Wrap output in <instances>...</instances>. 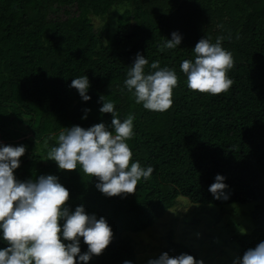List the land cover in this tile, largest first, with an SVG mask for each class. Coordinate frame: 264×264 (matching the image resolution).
<instances>
[{
	"label": "trees",
	"instance_id": "trees-1",
	"mask_svg": "<svg viewBox=\"0 0 264 264\" xmlns=\"http://www.w3.org/2000/svg\"><path fill=\"white\" fill-rule=\"evenodd\" d=\"M97 20L109 21L104 33ZM173 31L181 44L162 49ZM206 35L213 41L225 37L222 46L233 57L227 73L233 83L215 95L189 89L179 67ZM137 52L149 64L158 60L176 72L169 109H144L124 88ZM84 74L87 101L69 87ZM102 95L115 102L121 118L134 115L127 141L132 159L153 166L133 193L106 196L95 177L59 169L51 159L45 165L43 154L34 151L35 141L55 144L53 136L64 127L110 125L111 113L99 111ZM0 144L25 146L13 170L16 179L55 175L69 190L70 210L83 205L106 218L113 238L86 264H138L136 247L124 234L143 232L173 210V223L181 225L179 199L192 210L253 203V229L236 243L243 255L264 240V0H0ZM217 173L225 177L228 199H214L208 191ZM173 236L161 253L196 258ZM80 249L87 250L82 238Z\"/></svg>",
	"mask_w": 264,
	"mask_h": 264
},
{
	"label": "clouds",
	"instance_id": "clouds-1",
	"mask_svg": "<svg viewBox=\"0 0 264 264\" xmlns=\"http://www.w3.org/2000/svg\"><path fill=\"white\" fill-rule=\"evenodd\" d=\"M229 34V38H230ZM181 35L171 33L160 47L174 49L181 44ZM223 36L200 38L192 48L191 59H182L180 70L186 75L187 87L212 95L227 91L233 81L227 75L233 66L232 52L222 46ZM236 39H239L237 33ZM149 71H145V66ZM177 74L167 65L159 66L158 60L150 64L140 52L135 54L128 67L123 86L130 92L135 103L144 109L165 111L172 104V91L177 85ZM87 75L75 76L69 85L74 87L82 100L88 95ZM99 111L111 113L110 125L96 123L84 128L79 125L64 127L55 134L56 143L48 147L46 156L54 160L59 169H78L83 176L96 178L95 187L106 196L133 193L138 181L147 180L153 166H141L132 159V150L127 141L132 137L134 115L124 118L117 115L115 102L105 99ZM88 110H85V113ZM47 144V140L45 141ZM25 153L24 145L0 144V240L7 246L0 247V264H80L99 255L113 238L111 226L104 216L85 211L83 205L70 210L66 203L69 190L52 174L21 181L13 170ZM131 161V162H130ZM219 173L208 191L214 199H228ZM81 238L87 250L81 252ZM123 264H133L130 260ZM146 264H203L191 254L170 256L167 252L149 258ZM233 264H264V240L248 248Z\"/></svg>",
	"mask_w": 264,
	"mask_h": 264
},
{
	"label": "rangeland",
	"instance_id": "rangeland-1",
	"mask_svg": "<svg viewBox=\"0 0 264 264\" xmlns=\"http://www.w3.org/2000/svg\"><path fill=\"white\" fill-rule=\"evenodd\" d=\"M108 23L109 21L97 20L96 29L103 30L104 33ZM101 38L106 40L104 34ZM53 138L55 139V135ZM45 141H35L34 151L35 154H43V164L47 165L49 161L46 152L50 145L48 141L45 144ZM183 203L184 201L180 199L177 203V206L182 207L181 225L173 223L172 218L177 216L173 210L143 232L124 234V237L136 247L138 264H146L149 258L160 254L167 245L170 232L173 233L175 241L189 247L203 264H233L235 258L242 256L236 243L240 236L250 233L253 229L251 219L253 203H234L224 207L198 205L200 208L192 205L193 210L190 203Z\"/></svg>",
	"mask_w": 264,
	"mask_h": 264
}]
</instances>
